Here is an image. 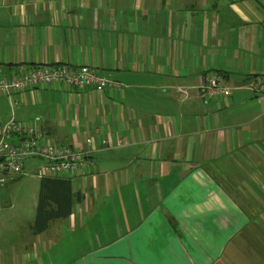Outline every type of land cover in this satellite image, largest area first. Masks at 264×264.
<instances>
[{
    "label": "crops",
    "instance_id": "0c3cea01",
    "mask_svg": "<svg viewBox=\"0 0 264 264\" xmlns=\"http://www.w3.org/2000/svg\"><path fill=\"white\" fill-rule=\"evenodd\" d=\"M40 63H87L121 87H42L14 110L0 93L2 120L95 162L41 232L46 177L33 176L31 217L0 229V264H264V94L246 87L264 74V0H0V70ZM213 72L229 97L201 96Z\"/></svg>",
    "mask_w": 264,
    "mask_h": 264
},
{
    "label": "built area",
    "instance_id": "2783aa9c",
    "mask_svg": "<svg viewBox=\"0 0 264 264\" xmlns=\"http://www.w3.org/2000/svg\"><path fill=\"white\" fill-rule=\"evenodd\" d=\"M56 85L86 86L97 91L109 88L113 92L121 87L120 81L99 73L87 63H40L9 73L0 70V93L7 95L12 110L19 102L18 94H34L39 88ZM246 87L264 94V74L254 75ZM233 89L222 72L208 74L199 86L201 96L207 100L216 96L229 97ZM86 142L91 143V137ZM31 157L41 160L32 172L41 178H72L81 171H92L95 166L85 150L48 139L39 127L17 118L14 112L7 121L0 118V188L26 175V162Z\"/></svg>",
    "mask_w": 264,
    "mask_h": 264
},
{
    "label": "trees",
    "instance_id": "16d2710c",
    "mask_svg": "<svg viewBox=\"0 0 264 264\" xmlns=\"http://www.w3.org/2000/svg\"><path fill=\"white\" fill-rule=\"evenodd\" d=\"M79 199H81L79 192L72 190L70 179L43 178L33 225L34 231H44L52 219L69 215L75 200L78 201Z\"/></svg>",
    "mask_w": 264,
    "mask_h": 264
},
{
    "label": "rangeland",
    "instance_id": "374dc122",
    "mask_svg": "<svg viewBox=\"0 0 264 264\" xmlns=\"http://www.w3.org/2000/svg\"><path fill=\"white\" fill-rule=\"evenodd\" d=\"M21 98H18L19 102L16 107L20 104ZM38 161L36 160V163ZM26 172L25 176L11 183L10 187L3 191L0 190V192L2 191L0 193V229L8 226L10 229L16 230L18 224L20 225L24 220L26 223L31 217L34 207V187H32V184L35 177H33V171H30L29 168Z\"/></svg>",
    "mask_w": 264,
    "mask_h": 264
}]
</instances>
